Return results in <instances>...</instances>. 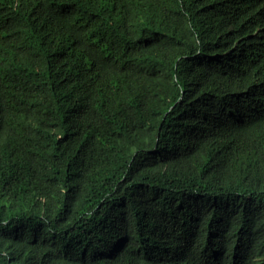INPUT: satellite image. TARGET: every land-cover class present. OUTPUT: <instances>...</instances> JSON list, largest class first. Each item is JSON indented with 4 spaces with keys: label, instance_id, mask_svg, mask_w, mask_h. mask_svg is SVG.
Here are the masks:
<instances>
[{
    "label": "trees",
    "instance_id": "obj_1",
    "mask_svg": "<svg viewBox=\"0 0 264 264\" xmlns=\"http://www.w3.org/2000/svg\"><path fill=\"white\" fill-rule=\"evenodd\" d=\"M0 264H264V0H0Z\"/></svg>",
    "mask_w": 264,
    "mask_h": 264
}]
</instances>
